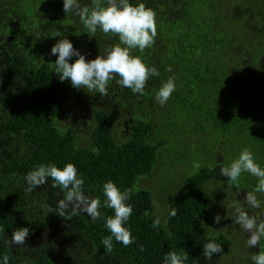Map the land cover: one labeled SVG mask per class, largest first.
Instances as JSON below:
<instances>
[{
    "label": "trees",
    "instance_id": "1",
    "mask_svg": "<svg viewBox=\"0 0 264 264\" xmlns=\"http://www.w3.org/2000/svg\"><path fill=\"white\" fill-rule=\"evenodd\" d=\"M183 4L176 27L160 19V36L171 52L157 57L139 51L149 66L159 62L155 91L169 77L175 80L178 91L167 104L161 107L147 87L140 96L110 83L131 105L127 119L133 120L123 132L105 110L94 123L71 122L77 89L55 74L51 48L67 38L84 54L92 38L79 17L64 11L63 0H0V264L5 254L9 264H165L170 251L188 253L187 264H253L259 244L244 246L229 227L233 205L246 204L236 199L239 192L247 195L258 180L245 173L240 188L228 192L220 169L244 149L264 167V0ZM67 163L84 178L85 194L102 203L109 180L131 189L127 226L135 243L113 240V252H105V220L114 215L107 207L96 222L84 212L71 220L49 212L63 198L51 178L25 191L28 172ZM257 198L264 203V193ZM174 208L177 215L170 217ZM157 217L160 226L153 228ZM23 227L30 230L25 244L9 246L6 241ZM210 240L223 247L211 260L203 252Z\"/></svg>",
    "mask_w": 264,
    "mask_h": 264
},
{
    "label": "clouds",
    "instance_id": "2",
    "mask_svg": "<svg viewBox=\"0 0 264 264\" xmlns=\"http://www.w3.org/2000/svg\"><path fill=\"white\" fill-rule=\"evenodd\" d=\"M64 11L79 17L87 33L95 36L97 31L105 35L118 36L119 43L105 48L103 54L95 59L88 60L84 54L76 49L71 40L63 38L51 48V54L57 56L54 62L55 74L61 82L70 80L76 89H84L90 94L99 93L102 97L109 96L110 83L115 81L121 88L130 89L133 94L143 96L148 81L159 76V70L149 66L140 56L132 55V51L139 49L141 53L150 49L156 43L158 36L157 14L144 3L133 4L131 0H91L90 5L82 3V0H63ZM60 35L57 32L54 36ZM78 57L74 63L72 57ZM166 71L171 72V65ZM178 91L177 84L169 77L162 84L155 95V101L164 107ZM195 168H200L199 163H194ZM221 175L227 177V191L233 186L240 188V179L247 173L257 178L258 183L252 191H248L244 200L249 209L264 210V203L257 198V193H264V167L256 162L252 151L244 149L229 166L220 169ZM51 178L53 188L63 191V198L58 201L55 210L57 215L66 220H71L80 212L90 216L93 222L103 218L102 207L114 210V215L105 220V227L110 235L102 240L105 252L111 254L114 250L113 240L122 243L125 247L136 242L127 222L133 214V207L128 201L132 195L131 189L121 188L109 180L103 184V195L106 198L103 203L100 198H92L84 192V178L79 174L78 168L73 163H67L64 167L55 164H41L27 173L25 191L31 192L38 186L44 185ZM154 207L159 208L157 202ZM232 221L238 224L240 229L248 233L246 246L254 248L259 244L260 251L252 255L253 264H264V219L259 215L250 214L239 204L233 205ZM177 215V209H172L170 217ZM222 217L217 214L214 217L219 223ZM161 220L157 217L153 228H159ZM203 227V226H202ZM29 228L23 227L13 232L11 245H24L29 236ZM143 251V246L140 248ZM203 252L207 259L211 260L213 254L222 253L223 247L215 241H209L203 245ZM9 256H3L2 264H9ZM165 264H187L189 255L186 252L170 251L165 255Z\"/></svg>",
    "mask_w": 264,
    "mask_h": 264
},
{
    "label": "flooded vegetation",
    "instance_id": "3",
    "mask_svg": "<svg viewBox=\"0 0 264 264\" xmlns=\"http://www.w3.org/2000/svg\"><path fill=\"white\" fill-rule=\"evenodd\" d=\"M86 1V3L90 5L91 0ZM131 2L133 4L144 3L147 7L153 9L157 14L158 36L156 38V43L152 48L149 49V54L151 56L158 57L161 56L160 53L164 55L166 53V50L171 52L168 45L164 42V38H161L160 36V19L162 18L166 21L168 20L167 23H171L173 27H176L178 23L183 19L185 10L183 0H131ZM91 38V43L88 42L87 46H85L84 50L82 51L86 59L88 60L95 59L98 55L103 54L105 48H109L119 43L118 36H114L111 34L105 35L100 31H97L96 35L91 36ZM132 55L140 56L146 63L148 62V60L145 59L146 56L139 53V49L133 50ZM76 59L77 58H75L73 61L71 60V62L74 63ZM151 66L156 67L159 71L161 70L159 62ZM152 81L153 78L148 81L146 87L148 90L153 91V98H155L157 91L153 89L154 85ZM113 85L114 84H110L109 96L107 97H102L99 93L90 94L84 89H77V93L76 95H74L71 104L78 106L75 108H73L74 106H69L71 110L70 114L73 115V125L76 126V124L81 121L83 125H87V122L94 123L100 110H105L110 116L112 115V120L115 126L118 123L122 124V126L118 128L123 132H128L129 123L133 120V118L131 117L130 119H127L128 116L132 114L130 111L131 105L127 102L128 99L125 91H117V89H115ZM140 101L141 100H139V102ZM241 206H243L245 210L249 209L247 203ZM237 225L238 224H236V226ZM242 231L243 230H235L238 242L240 241L241 236L242 242L248 239V233Z\"/></svg>",
    "mask_w": 264,
    "mask_h": 264
},
{
    "label": "rangeland",
    "instance_id": "4",
    "mask_svg": "<svg viewBox=\"0 0 264 264\" xmlns=\"http://www.w3.org/2000/svg\"><path fill=\"white\" fill-rule=\"evenodd\" d=\"M71 106H74L73 108L77 107L73 104H71ZM71 120H72V117H70ZM63 121H66L68 122L67 120H64V119H61ZM72 122V121H71ZM77 124L81 125L83 124L82 121L81 122H78ZM122 124H117L116 127H121ZM246 197V194L244 192H239L238 196L236 197V199H238L239 201H242V199H244ZM222 200V199H220ZM218 203H219V200H218ZM225 203H228L227 201ZM243 207V206H242ZM231 210V209H230ZM248 211L250 212V214H255L254 212L256 213H259V216L261 217V219H264V210H260V209H255V210H251V209H248ZM258 215V214H257ZM215 228L217 229H222V230H229L227 229L224 225H219V226H215ZM229 228H231V230H241L240 229V226L236 224H232ZM244 232V231H242ZM240 242L245 246L246 245V240L244 242H242V236L240 237ZM231 258V256H229ZM227 258V256H226ZM209 264H225V259H221V260H215L213 263H209Z\"/></svg>",
    "mask_w": 264,
    "mask_h": 264
}]
</instances>
